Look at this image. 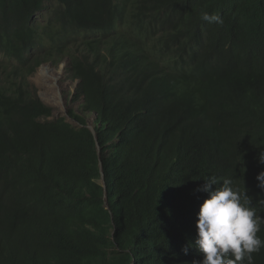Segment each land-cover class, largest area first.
I'll return each mask as SVG.
<instances>
[{
  "label": "trees",
  "instance_id": "1",
  "mask_svg": "<svg viewBox=\"0 0 264 264\" xmlns=\"http://www.w3.org/2000/svg\"><path fill=\"white\" fill-rule=\"evenodd\" d=\"M151 1L157 7L149 16L163 12L168 30L187 17L210 34L204 56L216 45L222 58L253 39L264 45V0ZM57 2L0 0V103L11 108L0 115V264H193L202 254L182 249L194 244L207 195L194 190L213 175L232 179L264 217L256 180L264 169L251 143L259 130L264 136V99L245 125L237 98L264 80V60L247 53L251 78L235 89L215 79L208 61L191 79L167 81L109 32L112 0ZM211 10L222 26L202 22ZM94 26L106 29L95 39ZM138 31L151 34L150 27ZM214 36L222 42L211 44ZM64 57L79 79L72 100L97 114L95 133L72 109L79 125L64 116L49 120L51 107L27 87L38 65ZM136 107H156L161 117L133 124L125 112Z\"/></svg>",
  "mask_w": 264,
  "mask_h": 264
},
{
  "label": "clouds",
  "instance_id": "2",
  "mask_svg": "<svg viewBox=\"0 0 264 264\" xmlns=\"http://www.w3.org/2000/svg\"><path fill=\"white\" fill-rule=\"evenodd\" d=\"M54 2L58 4L57 0ZM112 5L114 15L113 23L108 29L109 32L123 37L133 52L136 48V58L144 69L152 74L161 75L167 81L177 83V77L191 79L196 76L198 63L202 64L208 61L214 70L215 79L221 85L235 89L240 81L251 78L249 62L245 55L254 51L261 61L264 60V45L258 39L249 42L251 43L250 47H246L244 43L239 44L233 54L223 58L215 54L214 48H217L218 45L214 48L209 47L208 56L202 55V51L206 52V39L210 34L205 30L198 29L196 24L187 17L184 19L181 17L182 19L168 30L163 12L154 21L149 16L154 6L157 7L151 0L150 2L148 0H112ZM46 15L45 12L40 14L38 22L43 23ZM201 20L206 24L218 27L224 23L220 14L213 10L204 11ZM141 26L150 27L151 34L148 38L138 31ZM105 31L106 29L103 27L94 26V35L91 32L87 34L93 35V39H95ZM140 40L144 42V45L137 48V42ZM216 41L222 42V39L214 36L211 44H216ZM228 43L226 42L225 50L229 48ZM63 61L66 62L65 70L67 71L69 60L64 57L58 64ZM46 62H42L33 73L26 76L29 90L36 89L31 83L30 77ZM43 67L40 68L41 75H44ZM73 80L76 82V88L79 79ZM175 88L176 86H174V90ZM36 95L40 99L37 93ZM237 98L246 108V125L254 106L264 99V80L255 81L245 86L240 90ZM28 100L32 101L33 96L28 95ZM9 109L11 108L7 104L0 103V115L9 113ZM93 114L96 118L97 114ZM125 114L136 125L161 117L160 110L156 107H136L127 110ZM51 116L48 117L49 120H53L50 119ZM86 126L88 127V125ZM89 129L95 133L94 125ZM258 132L259 134L251 139V143L257 147L256 161L264 169V136L261 130ZM259 140L263 141L259 142ZM97 146L99 147V145ZM258 168L260 167L258 166ZM256 180L258 181L257 187L264 191V171L256 176ZM194 191L207 193V195L196 214L194 244L190 243L184 247L182 249L184 254H188L190 247H195L202 254V259L193 261V264L257 263L259 257L264 255V217L258 215L257 210L251 206L250 197L246 195V192L235 188L232 179L218 178L214 175L203 179V183ZM262 200H264V192Z\"/></svg>",
  "mask_w": 264,
  "mask_h": 264
},
{
  "label": "rangeland",
  "instance_id": "3",
  "mask_svg": "<svg viewBox=\"0 0 264 264\" xmlns=\"http://www.w3.org/2000/svg\"><path fill=\"white\" fill-rule=\"evenodd\" d=\"M65 63V61L60 64H54L52 61L43 63L38 68L39 70L30 77L31 83L36 87V93L40 99L52 107L50 119L64 116L66 121L73 125H79L68 112L69 109H72L77 113L84 114L88 127L92 128L95 114L83 113L79 107L81 100H72L76 82L69 76V72L65 70ZM42 66H44V75H41L40 71Z\"/></svg>",
  "mask_w": 264,
  "mask_h": 264
},
{
  "label": "water",
  "instance_id": "4",
  "mask_svg": "<svg viewBox=\"0 0 264 264\" xmlns=\"http://www.w3.org/2000/svg\"><path fill=\"white\" fill-rule=\"evenodd\" d=\"M102 176H103V173H102ZM104 187H105V189H106V183L104 184Z\"/></svg>",
  "mask_w": 264,
  "mask_h": 264
}]
</instances>
